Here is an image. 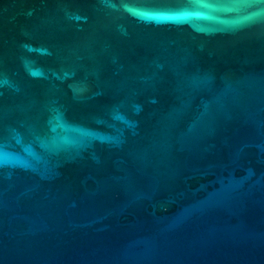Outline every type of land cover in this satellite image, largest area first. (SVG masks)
Here are the masks:
<instances>
[{"label": "water", "instance_id": "obj_1", "mask_svg": "<svg viewBox=\"0 0 264 264\" xmlns=\"http://www.w3.org/2000/svg\"><path fill=\"white\" fill-rule=\"evenodd\" d=\"M0 264H264V0H0Z\"/></svg>", "mask_w": 264, "mask_h": 264}]
</instances>
